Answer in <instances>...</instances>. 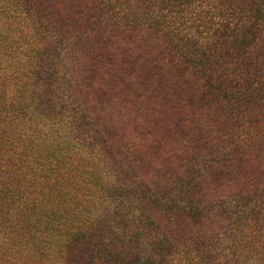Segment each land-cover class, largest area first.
<instances>
[{
  "label": "trees",
  "instance_id": "obj_1",
  "mask_svg": "<svg viewBox=\"0 0 264 264\" xmlns=\"http://www.w3.org/2000/svg\"><path fill=\"white\" fill-rule=\"evenodd\" d=\"M0 264H264V0H0Z\"/></svg>",
  "mask_w": 264,
  "mask_h": 264
}]
</instances>
